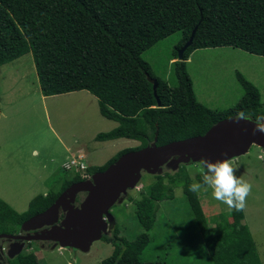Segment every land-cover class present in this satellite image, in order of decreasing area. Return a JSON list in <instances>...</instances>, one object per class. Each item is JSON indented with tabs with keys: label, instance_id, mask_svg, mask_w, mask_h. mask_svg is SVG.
I'll return each mask as SVG.
<instances>
[{
	"label": "trees",
	"instance_id": "1",
	"mask_svg": "<svg viewBox=\"0 0 264 264\" xmlns=\"http://www.w3.org/2000/svg\"><path fill=\"white\" fill-rule=\"evenodd\" d=\"M194 29L193 44L183 61H178V51ZM176 33L181 34V41L170 60H174L178 85L172 88L153 74L143 54ZM222 47L264 58V0H0V67L31 53L45 96L87 91L97 98L101 115L118 123L113 130L99 133L97 141L124 138L140 142L106 164L88 168L89 176L106 170L124 153L146 147L156 132L161 146L202 136L238 111L253 120L264 114L258 88L240 73L237 78L245 95L235 107L212 111L196 99L187 61L197 50ZM152 80L158 83L160 106ZM188 176L185 166L176 173L155 176V182L135 201L143 232L129 241L118 236L115 226L113 237H103L114 245V251L102 264H156L145 262L143 254L151 243L149 232L155 226L158 205L172 199L174 189L182 185L181 178ZM83 180L76 173L59 192L37 195L21 214L0 199V234L17 235L26 220L48 209L66 188ZM190 184H183V190L208 260L212 264H262L244 223V211L232 210L225 221L211 227L198 194L188 190ZM12 263L39 264L28 253Z\"/></svg>",
	"mask_w": 264,
	"mask_h": 264
},
{
	"label": "rangeland",
	"instance_id": "2",
	"mask_svg": "<svg viewBox=\"0 0 264 264\" xmlns=\"http://www.w3.org/2000/svg\"><path fill=\"white\" fill-rule=\"evenodd\" d=\"M180 41L181 34L176 33L143 54L153 74L166 80L172 88L178 83L172 65L174 60L170 58ZM187 66L196 99L212 111L233 108L244 97L238 73L258 88L264 103L263 57L232 47L211 48L195 51ZM83 93L43 98L31 53L0 67V111L4 116L1 118L0 139L4 158L11 162L14 154L22 171L8 186L0 184L2 193L9 188L13 195L17 194L22 199L25 194V199L30 200L40 194L59 192L66 179L71 180L74 173L61 167L67 156L63 144L71 147L75 154L80 148L89 168L102 166L121 150L140 145L138 141L124 138L109 142L95 140L94 136L113 130L118 123L101 115L97 98L87 91ZM36 149L38 156L34 152ZM231 163L236 169L235 175L238 178L242 176L252 185L243 210L244 223L250 229L264 264V150L252 146L246 155ZM185 167L189 176L181 178L182 185L174 189L172 199H164L158 205L156 223L149 232L151 243L143 254L145 262L212 264L183 190V184L199 180L202 169L199 164ZM155 180V176L144 174L138 187L128 191L124 203L112 208L120 238L132 241L143 232L136 219L135 201L142 198L141 192ZM197 194L211 227L225 221V215L230 212L226 205L213 199L210 190ZM11 200L16 199L11 196ZM113 251L114 245L103 238L94 242L88 253L60 247L53 250L49 244L43 246L39 242L27 245L22 253L35 256L39 264H102Z\"/></svg>",
	"mask_w": 264,
	"mask_h": 264
},
{
	"label": "water",
	"instance_id": "3",
	"mask_svg": "<svg viewBox=\"0 0 264 264\" xmlns=\"http://www.w3.org/2000/svg\"><path fill=\"white\" fill-rule=\"evenodd\" d=\"M196 29L178 51V61H183L184 53L193 44ZM152 83L157 97L158 83ZM157 101L160 106L158 97ZM233 117L219 121L202 136L161 146L156 132L154 141L146 147L124 153L106 170L70 185L48 209L26 220L19 234H0V264H5L4 258L14 260L30 242L52 244L53 250L60 247L88 253L94 242L111 235L116 226L112 208L124 203L128 191L138 187L144 174L178 171L182 166L199 164L202 158L233 161L246 155L252 146L264 150V134H253V123H236ZM82 194L85 197L79 202Z\"/></svg>",
	"mask_w": 264,
	"mask_h": 264
},
{
	"label": "clouds",
	"instance_id": "4",
	"mask_svg": "<svg viewBox=\"0 0 264 264\" xmlns=\"http://www.w3.org/2000/svg\"><path fill=\"white\" fill-rule=\"evenodd\" d=\"M234 122L240 121L253 123V134H264V114L256 116L251 120L244 111H238L232 118ZM199 166L202 169L200 179L193 180L188 185V190L192 193L209 192L213 199L227 206L228 211H243L246 207L247 198L251 194L252 185L248 181L235 175L230 159H220L211 162L201 159Z\"/></svg>",
	"mask_w": 264,
	"mask_h": 264
},
{
	"label": "crops",
	"instance_id": "5",
	"mask_svg": "<svg viewBox=\"0 0 264 264\" xmlns=\"http://www.w3.org/2000/svg\"><path fill=\"white\" fill-rule=\"evenodd\" d=\"M191 62V59L190 61ZM188 63V61H187ZM84 91H80V92H72V93H68V94H62L64 96H73V95H76V94H84L83 93ZM43 98H50V97H55V96H45L44 94L42 95ZM56 96H61V95H56ZM94 96V95H93ZM95 97V96H94ZM96 98V97H95ZM3 114L2 112L0 111V124H1V118H3ZM118 126V124H117ZM116 126V127H117ZM98 135V134H97ZM57 138H59L57 136ZM95 140H96V136H94ZM118 140V139H117ZM114 141V140H112ZM100 142V141H99ZM106 142H109V141H106ZM63 147H64V150L67 152V156L65 158V160L62 162V169L64 171H66L63 166L65 163H67L68 161L72 160V159H78V158H82L84 161L86 159V156L82 153V150L79 148L77 149V153L75 154V152H72L71 150V147L69 146H66L63 144ZM48 148V151L49 149L51 148L50 147H47ZM123 151V150H121ZM35 154L38 156L39 155V151L36 149L35 151ZM119 153V152H118ZM117 153V154H118ZM116 154V155H117ZM115 155V156H116ZM112 159V158H110ZM109 159V160H110ZM107 160L105 162V164L109 161ZM17 163L19 164V161L17 159ZM16 163L15 161V155L13 154L12 157H11V162L7 161L5 158H4V146L2 145V142H1V139H0V184H5L6 183V186H8V184L10 183H13L14 180H15V177L18 175V173H22V171L18 168V164ZM66 172H74L72 177L76 174V171H66ZM25 173V172H24ZM23 173V174H24ZM12 178V179H9ZM19 176H17L18 178ZM13 180V181H12ZM66 180H69V178H67ZM5 186V187H6ZM0 189H2V187L0 186ZM29 193H30V190H29ZM29 193H28V196H29ZM46 195V194H45ZM11 196H13L16 200L15 201H12L11 200ZM35 198V197H33ZM32 198V199H33ZM0 199H2L4 202H8L9 205H11L12 207L16 208L13 204H16L18 206L19 209H17L18 212L20 213H23L24 211H26L28 209V206H29V203L32 199L28 200L27 197L25 199V194H24V198L20 199L19 196L17 194H12L9 192V188L5 191H2L0 190ZM16 202V203H15Z\"/></svg>",
	"mask_w": 264,
	"mask_h": 264
},
{
	"label": "built area",
	"instance_id": "6",
	"mask_svg": "<svg viewBox=\"0 0 264 264\" xmlns=\"http://www.w3.org/2000/svg\"><path fill=\"white\" fill-rule=\"evenodd\" d=\"M63 168L66 171H76V173H80L81 176L85 179L89 178V175L86 173L89 167L82 158L72 159L68 161L64 164ZM3 251H6L5 247H3Z\"/></svg>",
	"mask_w": 264,
	"mask_h": 264
},
{
	"label": "flooded vegetation",
	"instance_id": "7",
	"mask_svg": "<svg viewBox=\"0 0 264 264\" xmlns=\"http://www.w3.org/2000/svg\"><path fill=\"white\" fill-rule=\"evenodd\" d=\"M84 197H85V194L80 195V197H79V202H81V201L84 199ZM79 202H78V203H79ZM77 205H78V204H77ZM19 232H20V231H19ZM112 233H113V232H112ZM18 234H19V233H18ZM31 243H32V242L27 243L26 246H27V245H30ZM39 243L42 244V245H44L43 242H39ZM46 244H48V243H46ZM51 245H52V244H49V246H51ZM5 246H6V245H5ZM29 248H31V247H29ZM12 261H13V260H9V259H5V258H4V263H5V264H13Z\"/></svg>",
	"mask_w": 264,
	"mask_h": 264
}]
</instances>
